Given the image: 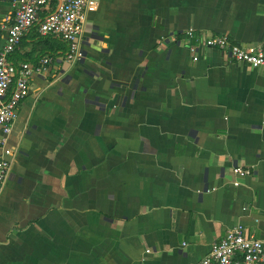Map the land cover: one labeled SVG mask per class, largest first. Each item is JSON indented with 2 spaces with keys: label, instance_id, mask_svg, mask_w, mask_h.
<instances>
[{
  "label": "crops",
  "instance_id": "1",
  "mask_svg": "<svg viewBox=\"0 0 264 264\" xmlns=\"http://www.w3.org/2000/svg\"><path fill=\"white\" fill-rule=\"evenodd\" d=\"M12 13L0 0V45ZM188 28L264 49V0H95L81 60L31 77L0 264H196L233 225L264 237V67L191 53ZM47 38L31 29L12 59Z\"/></svg>",
  "mask_w": 264,
  "mask_h": 264
},
{
  "label": "built area",
  "instance_id": "2",
  "mask_svg": "<svg viewBox=\"0 0 264 264\" xmlns=\"http://www.w3.org/2000/svg\"><path fill=\"white\" fill-rule=\"evenodd\" d=\"M13 13L0 45V194L10 175V151L5 146L22 100L29 94L34 74L46 73L55 60L75 62L83 51L80 37L87 12L95 0H12ZM53 6L51 7V5ZM49 9L47 12L41 13ZM35 28L41 36H52L67 45L65 53L40 55L35 60H13L12 55L22 38ZM184 42L191 53L198 46L215 48L233 61L251 68L264 67V49L260 44L242 45L232 42L226 33L212 36L196 34L193 28L184 31ZM174 38V37H173ZM197 59V56L194 57ZM240 176L247 170L236 167ZM196 264H264V237L249 235L241 224L229 227L223 237L211 243L209 251Z\"/></svg>",
  "mask_w": 264,
  "mask_h": 264
},
{
  "label": "trees",
  "instance_id": "3",
  "mask_svg": "<svg viewBox=\"0 0 264 264\" xmlns=\"http://www.w3.org/2000/svg\"><path fill=\"white\" fill-rule=\"evenodd\" d=\"M47 11L48 10H46V12ZM47 37H48L47 39H49V42L51 43L50 49L47 52L48 54L59 55V54L66 52L67 45L63 41H61L55 37H52V36H47ZM22 59H26V58H22Z\"/></svg>",
  "mask_w": 264,
  "mask_h": 264
}]
</instances>
